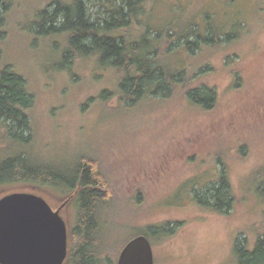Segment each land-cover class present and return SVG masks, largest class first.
Here are the masks:
<instances>
[{
    "label": "rangeland",
    "instance_id": "rangeland-1",
    "mask_svg": "<svg viewBox=\"0 0 264 264\" xmlns=\"http://www.w3.org/2000/svg\"><path fill=\"white\" fill-rule=\"evenodd\" d=\"M40 1L0 0L6 7L2 63L23 76L33 99L30 131L23 134L32 136L33 157L55 166L82 155L96 159L111 195L102 217V246L111 255L164 225L174 234L151 241L153 264H236L234 243L249 247L263 230L254 187L264 179V0H151L145 21L152 30L177 19L208 34L207 15L218 35L236 25L240 37L229 45L170 54L171 68L196 72L187 86L216 91L206 111L187 104L182 87L166 99L159 94L120 105L112 72L78 58L64 69L50 41L37 39L29 27L45 6ZM90 1L89 13L98 12L97 0ZM102 91L113 96L103 101ZM223 169L234 197L226 213L200 207L181 190L189 181L214 180ZM71 200L64 209L69 229Z\"/></svg>",
    "mask_w": 264,
    "mask_h": 264
},
{
    "label": "trees",
    "instance_id": "trees-1",
    "mask_svg": "<svg viewBox=\"0 0 264 264\" xmlns=\"http://www.w3.org/2000/svg\"><path fill=\"white\" fill-rule=\"evenodd\" d=\"M97 2L98 12L89 13L87 6L90 0H41L45 6L36 10L29 27L37 39L50 41L51 50L57 52L60 60L57 62L64 69L69 71L74 59L78 58L92 60L93 70L115 74L114 86L120 105L133 106L144 97L151 99L159 94L163 96L160 99H166L179 87L183 89V99L191 107L206 111L215 105L214 88L187 86L192 83L190 81L196 72H184L183 68L175 70L168 60L170 54L180 51V48L186 55H192L199 47L219 48L231 44L240 37L234 29L236 25L226 34L218 35L207 15L204 22L208 24V34H199L196 23L190 21L183 26L177 19H173L167 28L157 31L145 21L151 15L148 12L151 0ZM4 8L5 5L0 4V44L5 25ZM237 26L242 27L241 24ZM58 39L59 42L62 40V45ZM2 58L0 47V195L29 190L64 198L76 191L70 202L74 215L64 264H116L120 250L128 241L114 255L102 246V230L106 226L102 217L110 205L111 195L104 174L97 169L96 159L82 155L61 166L36 161L32 154L31 134L23 136L30 131L27 111L33 99L23 76L10 65L3 64ZM233 78L234 81L239 79L237 76ZM109 96L113 95L102 91L99 97L105 101ZM218 163L223 168V163ZM263 182L264 179L260 180L254 187V193L262 203L263 230L249 247L244 243H234L236 264H264ZM181 190H188L195 204L215 213H226L234 201L224 169L214 180L201 184L189 181ZM173 234V228L162 225L138 235L147 237L151 244V241H164Z\"/></svg>",
    "mask_w": 264,
    "mask_h": 264
},
{
    "label": "water",
    "instance_id": "water-1",
    "mask_svg": "<svg viewBox=\"0 0 264 264\" xmlns=\"http://www.w3.org/2000/svg\"><path fill=\"white\" fill-rule=\"evenodd\" d=\"M68 201L60 204V209ZM50 195L27 190L0 195V264H64L69 251L65 211L54 210ZM55 206V207H54ZM116 264H153L152 247L143 235L130 239Z\"/></svg>",
    "mask_w": 264,
    "mask_h": 264
},
{
    "label": "flooded vegetation",
    "instance_id": "flooded-vegetation-1",
    "mask_svg": "<svg viewBox=\"0 0 264 264\" xmlns=\"http://www.w3.org/2000/svg\"><path fill=\"white\" fill-rule=\"evenodd\" d=\"M75 193V194H74ZM72 193L71 195L65 197V198H59V197H56L54 195H50V199L52 200H55L56 201V207L54 208V210H59L60 211V214L61 212L63 211L64 212V209L67 207V206H64L63 208L60 209V204H62L64 201H68V200H71L73 198V196L76 195V191Z\"/></svg>",
    "mask_w": 264,
    "mask_h": 264
}]
</instances>
